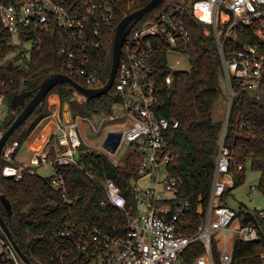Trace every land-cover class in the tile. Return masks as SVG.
<instances>
[{
    "label": "built area",
    "instance_id": "1",
    "mask_svg": "<svg viewBox=\"0 0 264 264\" xmlns=\"http://www.w3.org/2000/svg\"><path fill=\"white\" fill-rule=\"evenodd\" d=\"M142 1L145 0H87L81 6L68 5L61 0H0V26L10 33L15 46L10 57L7 54L0 59V65L7 64L16 54L29 56L34 34L52 30L60 39V72L81 80L84 86H99L100 75L91 64L90 46L100 44L102 27L111 24L118 3L130 8ZM157 8V16L149 12V19L138 26H135L136 22L125 36L112 84L122 97L120 102L113 103L112 110L122 107L120 114L114 112L128 125L121 130H108L102 145L98 146L114 157L123 143L136 145L138 172L153 184H132L137 198L133 209L127 205L120 187L112 179H106L104 187L108 199L126 217V232L112 234L89 224H82L74 231H60L53 246L55 259L59 264H65L76 248L84 255L77 263L88 264H264V252L252 260L238 261L235 257V242L256 240L259 233L253 225L242 224L238 210L226 205L223 198L225 190L233 184L232 155L225 142L233 99L241 88L257 97L264 92V0H170L164 9ZM188 15L213 28L227 96L207 205L203 209L200 203L197 204L195 211L202 215L192 231L186 230L192 225L190 202L173 201L180 178L170 175L167 168L173 159L168 132L178 122L158 114L162 100L153 62L154 52L159 47L165 50L167 58L170 52L188 54L184 50L191 42L186 22ZM245 27L253 30L257 41L228 47L227 38L236 37ZM23 42H30L31 46L18 49ZM168 65L170 70L176 69ZM165 83H172V72L165 76ZM5 96L0 89V126L7 113ZM80 118L77 115L74 120L53 119L55 128L50 135H55V143L46 148V140L42 147L32 151L26 163L14 164L18 142L6 143L1 153L5 161L1 174L18 179L26 166L51 164L54 168L51 182L55 187L63 188L64 177L58 165L76 162L83 144L78 131ZM242 167V164L238 165L239 169ZM251 190L259 189L252 185ZM250 211L264 216L261 207ZM214 231L222 236L213 235ZM194 243H200L203 250L188 260L185 252ZM0 257L14 264H25L3 230L0 232Z\"/></svg>",
    "mask_w": 264,
    "mask_h": 264
},
{
    "label": "trees",
    "instance_id": "2",
    "mask_svg": "<svg viewBox=\"0 0 264 264\" xmlns=\"http://www.w3.org/2000/svg\"><path fill=\"white\" fill-rule=\"evenodd\" d=\"M68 5L80 4L87 0H61ZM149 0L136 3L130 8L118 3L110 25L102 27L100 44L90 46L91 64L100 75L97 85L104 84L109 76L112 61V45L119 21L128 13L144 6ZM163 4L157 9L162 8ZM145 14L136 24L148 20ZM191 35L190 44L184 48L189 55L188 69L170 70L166 52L162 47L153 55L154 75L160 88L162 104L158 114L177 120L176 127L168 132V142L173 159L167 165L170 175L180 178V186L173 201L188 200L193 211L189 214L192 231L202 214L195 211L197 204L203 209L207 205L211 189V179L218 147L219 133L223 120L214 119L211 109L217 98H226L220 54L211 24L204 23L191 15L186 18ZM257 41L253 30L245 27L236 37L226 40L228 47L233 44ZM60 39L52 30L34 34V42L29 56L16 54L5 65H0V89L6 94L7 113L0 131H4L22 110V106L11 109V97L21 91L29 90L28 101L36 92L43 78L53 72H60L62 53ZM15 48L11 35L0 26V59ZM172 72V83H165V76ZM224 81V80H223ZM78 82L84 84L78 79ZM56 93L62 106L67 105L72 115L88 116L93 113L110 112L114 102L121 101V94L114 86L97 97H87L67 82L54 85L28 118L11 134L7 143L18 142V148L45 117L51 114L47 105L49 93ZM77 95V97L75 96ZM226 144L232 159L230 171L233 184L228 187L223 198L235 185L245 179V163L260 173L258 189L264 192V92L255 96L246 89H239L234 97L226 129ZM16 149V151L18 150ZM15 151V154H16ZM14 154V156H15ZM138 147L131 144L122 164H114L102 151L79 147L76 162L58 165L64 177V187L57 188L52 175L42 176L36 167L26 166L21 177L0 178V193L11 204V214L0 201V215L8 226L13 239L33 264H59L54 256L53 246L60 231L75 230L82 224L97 226L103 231L123 235L128 226L126 217L108 199L104 181L112 179L125 195L127 205L136 208L137 198L132 190L141 174L137 169ZM14 164L18 162L13 161ZM1 166L5 164L1 157ZM242 164L241 169L238 165ZM242 224L253 225L259 238L253 241H236L235 257L238 261L255 259L264 252V216L242 205L238 210ZM244 217V218H243ZM0 232H2L0 227ZM203 250L200 243L188 247L185 256L194 258ZM84 255L76 248L66 259L65 264H88L78 262ZM0 264H14L0 257Z\"/></svg>",
    "mask_w": 264,
    "mask_h": 264
},
{
    "label": "rangeland",
    "instance_id": "3",
    "mask_svg": "<svg viewBox=\"0 0 264 264\" xmlns=\"http://www.w3.org/2000/svg\"><path fill=\"white\" fill-rule=\"evenodd\" d=\"M149 19V18H148ZM31 46L30 42H23L18 46V49H27ZM10 57V54L9 56ZM169 64L176 68V69H188L190 67L189 62V56L188 54H180V53H169L168 58ZM222 87L224 88V81L221 79ZM225 89V88H224ZM54 92L49 93L47 96V105L51 110V114L45 117L42 120V124L38 126L40 127L44 125V130L42 136H37V140H39V143L36 146L35 142V149L39 148V145H41L43 142L46 141V148L49 147V145L55 143V135L51 134L54 129L50 131V124L51 120H57L60 119L64 120L66 117L67 119H75L77 115H79L81 118L79 119V127L78 131L81 134L83 138V144L86 148L91 150H98L102 151L98 146L102 145V141L104 140L106 136V132L108 130H121L125 128L128 125V122H123L124 118L121 116L116 117V113L120 114L122 111V107L117 106L115 110H111L110 112H101L94 115L90 114L88 116L84 115H72L70 109L68 106H62L59 97H55L53 95ZM77 97V95H75ZM113 109V108H112ZM227 110V96L226 98H217L213 104V107L211 109V115L214 119H221L224 121V117ZM116 113H115V112ZM113 115L114 117L111 118L110 116ZM102 119V121H101ZM130 120V118H128ZM3 131L0 132V135ZM36 136H34L35 138ZM7 143V142H6ZM129 151V145L128 143H123L121 145V148L119 149L117 156L115 155L112 157L111 155H108L110 160L114 162V164H122L123 160ZM103 152V151H102ZM31 155V150L28 149L27 142H24L16 151L14 161L18 163H26L29 160V157ZM114 159H117V162L114 161ZM20 160V161H18ZM23 161V162H21ZM53 166L51 164H42L40 166L36 167V171L38 174L42 176H48L53 173ZM245 179L244 182L238 185H235L230 189L226 197L224 198V203L228 205L229 207L239 210L242 205L247 206L249 209H253L254 207H261L264 209V192L261 190H251L252 185H258L260 173L259 171L253 169L251 167L250 161H246L245 163ZM137 185L144 186V185H151L152 180L141 177L137 182ZM229 231H227L226 234H228ZM219 234V232L214 231L213 235ZM219 236H222V233L219 234ZM229 236V235H227Z\"/></svg>",
    "mask_w": 264,
    "mask_h": 264
},
{
    "label": "water",
    "instance_id": "4",
    "mask_svg": "<svg viewBox=\"0 0 264 264\" xmlns=\"http://www.w3.org/2000/svg\"><path fill=\"white\" fill-rule=\"evenodd\" d=\"M169 2L170 0H149L144 6L126 14L119 21V23L116 26V31L113 38L111 70L108 79L104 84L95 87H87L64 72H53L42 79V81L39 83L36 92L28 101L26 100V98L30 92L29 90L21 91L14 94L9 101L10 108L13 110L16 109L18 106H22L23 108L20 111V113L15 117V119L12 121V123L8 126V128L4 130L0 135V163H1L2 149L6 144L7 140L9 139V137L11 136V134L19 125H21L28 118V116L33 112L36 106L43 100V98L47 95L49 90L54 85L60 82H67L71 85L72 89L77 90L78 92H80L81 94L87 97H97L109 91L110 88L112 87L116 75L123 41L129 30L145 14L150 12L151 15L157 16L159 12L155 9L161 4H163L162 9H164ZM119 137L120 134L118 135V139ZM117 143L118 140L116 141L115 145ZM0 178H1V164H0ZM0 201L6 208L7 213L11 214V204L3 193H0ZM0 227L4 231V233L8 236L14 248L21 256L25 264H33L13 239V236L8 226L6 225L1 215H0Z\"/></svg>",
    "mask_w": 264,
    "mask_h": 264
},
{
    "label": "crops",
    "instance_id": "5",
    "mask_svg": "<svg viewBox=\"0 0 264 264\" xmlns=\"http://www.w3.org/2000/svg\"><path fill=\"white\" fill-rule=\"evenodd\" d=\"M53 95L55 96V97H57L58 98V95L56 94V93H53ZM42 124V120L40 121V123L36 126V128L31 132V134L28 136V138L25 140V142H27V144H28V149L29 150H31V153H32V151L35 149L34 147H35V142H36V146H37V144L39 143V140H37V136H42V134L44 133L43 132V130L45 129L44 128V125H42L41 127H40V129L38 128V126L39 125H41ZM50 131L52 130V129H54L55 128V124H54V121H52L51 120V124H50ZM51 133V132H50ZM50 133H49V135H50ZM34 136H36L35 138H34ZM47 140V139H46ZM44 143L45 142H43L41 145H39V148L40 147H42L43 145H44ZM16 159V158H15ZM17 160V159H16ZM18 161H20V160H18ZM21 162H23V161H21ZM231 186V185H230ZM229 186V187H230Z\"/></svg>",
    "mask_w": 264,
    "mask_h": 264
}]
</instances>
